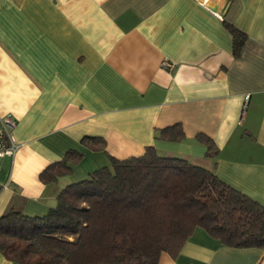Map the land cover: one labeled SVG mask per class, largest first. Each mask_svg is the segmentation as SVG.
I'll list each match as a JSON object with an SVG mask.
<instances>
[{
  "label": "crops",
  "instance_id": "1",
  "mask_svg": "<svg viewBox=\"0 0 264 264\" xmlns=\"http://www.w3.org/2000/svg\"><path fill=\"white\" fill-rule=\"evenodd\" d=\"M227 25L244 35L237 54ZM4 115L20 146L0 158V215H43L108 155L146 146L264 205V0H0ZM174 125L182 139L157 138ZM88 136L104 149L91 150ZM69 149L82 153L70 173L42 182ZM0 264L21 263L0 252ZM157 264H264V249L228 246L197 227Z\"/></svg>",
  "mask_w": 264,
  "mask_h": 264
},
{
  "label": "trees",
  "instance_id": "2",
  "mask_svg": "<svg viewBox=\"0 0 264 264\" xmlns=\"http://www.w3.org/2000/svg\"><path fill=\"white\" fill-rule=\"evenodd\" d=\"M237 54L244 35L227 25ZM179 125L157 138L180 140ZM196 138L208 154L217 148ZM91 150L102 138L84 137ZM82 153L69 149L39 174L48 183L67 175ZM109 163L61 188L43 215L14 209L0 215V252L21 264H157L162 252L175 256L195 228L232 247L264 249V205L220 180L213 171L153 146Z\"/></svg>",
  "mask_w": 264,
  "mask_h": 264
},
{
  "label": "built area",
  "instance_id": "3",
  "mask_svg": "<svg viewBox=\"0 0 264 264\" xmlns=\"http://www.w3.org/2000/svg\"><path fill=\"white\" fill-rule=\"evenodd\" d=\"M162 65L169 68L171 63L163 60ZM14 125L15 121L9 115L0 117V158L3 156H13L20 146V142L15 140L10 131V128Z\"/></svg>",
  "mask_w": 264,
  "mask_h": 264
}]
</instances>
